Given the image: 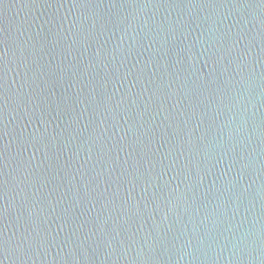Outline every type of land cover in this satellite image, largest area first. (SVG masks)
I'll list each match as a JSON object with an SVG mask.
<instances>
[{
    "label": "water",
    "instance_id": "water-1",
    "mask_svg": "<svg viewBox=\"0 0 264 264\" xmlns=\"http://www.w3.org/2000/svg\"><path fill=\"white\" fill-rule=\"evenodd\" d=\"M3 264H264V0H0Z\"/></svg>",
    "mask_w": 264,
    "mask_h": 264
},
{
    "label": "snow or ice",
    "instance_id": "snow-or-ice-1",
    "mask_svg": "<svg viewBox=\"0 0 264 264\" xmlns=\"http://www.w3.org/2000/svg\"><path fill=\"white\" fill-rule=\"evenodd\" d=\"M0 264H3V262H2V261H0Z\"/></svg>",
    "mask_w": 264,
    "mask_h": 264
}]
</instances>
